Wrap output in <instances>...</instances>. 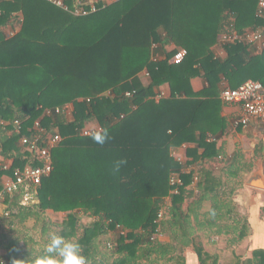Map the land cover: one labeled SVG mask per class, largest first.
<instances>
[{
	"label": "trees",
	"instance_id": "1",
	"mask_svg": "<svg viewBox=\"0 0 264 264\" xmlns=\"http://www.w3.org/2000/svg\"><path fill=\"white\" fill-rule=\"evenodd\" d=\"M259 1L96 0L98 10L84 17L45 0L0 1V157L11 160L7 171L0 169V193L4 176L40 165L19 143L30 138L35 122L61 138L51 151V173L32 189L33 204H19L22 189L0 196L7 213L0 215L6 250L0 264L44 255L52 234L79 244L90 264H185L187 248L199 264H215L204 251L206 241L222 237L235 246L249 234L233 196L251 164L240 154L216 170L204 162L219 155L208 139L224 128L222 82L230 89L247 80L264 87V47L252 55L249 44H226L223 60L212 51L231 26L238 34L260 30L264 36ZM64 2L69 10L77 3ZM15 20L19 28L6 38L2 27ZM179 49L186 56L175 63ZM156 54L160 59L153 61ZM144 71L147 85L139 79ZM201 74L207 85L195 93L191 80ZM164 85L170 93L156 100ZM66 104L73 109L68 120L45 115ZM88 123L107 130L104 145L80 135ZM184 145L195 147L179 162L173 152ZM121 159L127 163L114 174ZM174 174L182 182L176 194L169 184ZM48 212L66 216L55 221ZM29 221L39 227L44 247L26 233L12 235L13 226ZM236 264H264V251Z\"/></svg>",
	"mask_w": 264,
	"mask_h": 264
},
{
	"label": "crops",
	"instance_id": "2",
	"mask_svg": "<svg viewBox=\"0 0 264 264\" xmlns=\"http://www.w3.org/2000/svg\"><path fill=\"white\" fill-rule=\"evenodd\" d=\"M2 1V0H0ZM104 5H110L118 0H99ZM21 18H19L20 20ZM18 22L16 20L12 24L2 27V32L6 38L14 35L18 30ZM168 50L173 49V45L167 46ZM251 54H258L252 46L249 47ZM214 58L223 60L226 57L223 45L219 41L212 47ZM139 79L143 85H147L148 79L143 73L139 75ZM202 74L191 80V86L195 93L202 91L206 87ZM227 87L225 81L221 84V90ZM159 90L164 91L167 95L170 93L167 85L161 86ZM220 90V92H221ZM220 94V93H219ZM241 109L238 106L222 104L219 113L220 118L223 120V130L218 131L214 137H210L208 142L215 145L216 150L219 152L218 157L213 158V161L204 162L206 167L220 166V161H228L233 159L235 154H240L243 158L251 164V171L245 172L242 179V186L236 190L233 200L237 205V212L245 215L249 226V234L235 246H226L224 238L212 236L210 240L203 244L204 251L209 256H215V264H236L237 262H247L252 258L253 251H264V219L261 217V209L264 207V189H256L249 186L252 181L260 180L264 186V125H260L256 121H251L245 128L235 127L234 120L240 115ZM87 127H99L95 123L86 124ZM195 145H184L177 149L175 153L181 158L182 162L187 161L186 157L188 148H193ZM199 150L198 153H201ZM4 162L11 166L10 159H4ZM209 162V164H207ZM199 165V164H198ZM190 170V167L186 169ZM216 170V169H215ZM214 170V171H215ZM11 176H4L2 178V187L7 178ZM0 214H2L5 207L0 202ZM208 208V205L206 206ZM60 215L62 219L65 214ZM56 220V219H54ZM161 241L168 239L159 236ZM6 256L5 249L0 246V261L4 260ZM185 264H199L198 259L192 248H187L184 253ZM210 264V262H207Z\"/></svg>",
	"mask_w": 264,
	"mask_h": 264
},
{
	"label": "built area",
	"instance_id": "3",
	"mask_svg": "<svg viewBox=\"0 0 264 264\" xmlns=\"http://www.w3.org/2000/svg\"><path fill=\"white\" fill-rule=\"evenodd\" d=\"M46 2L52 4L53 6L62 9L64 11L70 12L76 17L87 16L93 14L98 10L96 5V0H76V5L69 10L64 0H45ZM258 12L257 15H262L264 12V0L258 2ZM219 41L222 45L226 44H236V43H246L254 47L257 52H260L264 47V36L257 31H245L242 34H238L229 28V31L222 33L219 36ZM186 56V51L183 49L177 50L174 54L172 60L175 63H181ZM160 59L159 55L156 54L152 57L153 61ZM144 76L148 78V73L143 72ZM125 97H130V93L126 92ZM167 94L164 91L159 90L155 96V99L166 97ZM219 99L224 105L238 106L241 109L240 115L234 120L235 127H247L251 121H256L260 125H264V87L261 82L256 80H247L242 85L236 89H230L225 87L221 90ZM72 106L69 104L63 105L61 107H56L53 111L46 110L45 115H60L65 119H69L72 114ZM20 127L18 122H14V132L19 133ZM100 127H87L85 126L80 130L81 136H91L96 132H100ZM61 138L54 131H46L42 128L39 122H35L32 128V134L30 138L21 137L19 143L24 146L26 151L30 153L31 157L40 163L39 166H26L23 169H15L12 176L6 179L2 187L3 194L13 195L19 190H23L22 198L19 202L21 206H27L34 203V194L32 189L37 188L42 178L47 177L52 170V159L51 151L57 147ZM176 154L175 152H173ZM176 159L180 162L182 161L180 157L176 154ZM9 165L4 162L0 157V169L2 171H7ZM169 184L174 189L173 194L177 193V186H181L182 182L177 175H172L169 179ZM169 200L167 199L161 210L157 215V219H162L165 212L167 211ZM4 216L7 215L3 212Z\"/></svg>",
	"mask_w": 264,
	"mask_h": 264
},
{
	"label": "clouds",
	"instance_id": "4",
	"mask_svg": "<svg viewBox=\"0 0 264 264\" xmlns=\"http://www.w3.org/2000/svg\"><path fill=\"white\" fill-rule=\"evenodd\" d=\"M109 138L107 130L96 132L92 136L94 142L99 145H104ZM126 163L127 161L124 159L116 161L112 169L113 173H118ZM80 253L79 244L68 242L64 237L52 234L45 247V254L29 259L27 264H90L88 259Z\"/></svg>",
	"mask_w": 264,
	"mask_h": 264
},
{
	"label": "rangeland",
	"instance_id": "5",
	"mask_svg": "<svg viewBox=\"0 0 264 264\" xmlns=\"http://www.w3.org/2000/svg\"><path fill=\"white\" fill-rule=\"evenodd\" d=\"M209 162L207 164H209ZM217 166L218 165L213 166V167L216 169ZM209 167H212V166H209ZM0 209H1V207H0ZM49 216H50V214H49ZM50 217L53 218V220L56 219L55 221L62 220V216H60V215H51ZM87 221L88 220H86L85 222H87ZM31 224H32V221H29L24 226L16 224L15 226H13L14 227L13 228L14 232H12V235H13V233H14V235H21V234L25 235V233H26L27 235H29V237H33L34 239L40 238L39 237V227H37L36 229H33V228H31ZM37 241H38L37 242L38 243L37 244L38 248H39V246L44 247V244L42 243V241L40 239H38ZM5 253H6V250H5Z\"/></svg>",
	"mask_w": 264,
	"mask_h": 264
},
{
	"label": "water",
	"instance_id": "6",
	"mask_svg": "<svg viewBox=\"0 0 264 264\" xmlns=\"http://www.w3.org/2000/svg\"><path fill=\"white\" fill-rule=\"evenodd\" d=\"M249 186L256 189H261V190L264 189V186L260 180L252 181V183Z\"/></svg>",
	"mask_w": 264,
	"mask_h": 264
}]
</instances>
